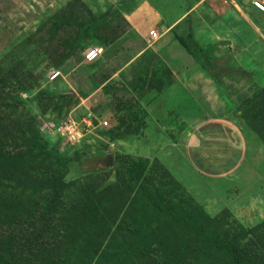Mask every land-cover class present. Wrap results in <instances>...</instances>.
Masks as SVG:
<instances>
[{
	"label": "trees",
	"instance_id": "16d2710c",
	"mask_svg": "<svg viewBox=\"0 0 264 264\" xmlns=\"http://www.w3.org/2000/svg\"><path fill=\"white\" fill-rule=\"evenodd\" d=\"M103 21L92 18L74 23L63 12L46 17L34 37L46 26L54 36L64 24L81 28L67 53L59 51L51 61L54 64H46L45 70H60L78 48L99 46ZM191 30L188 39L178 38V43L220 83L219 77L225 74L219 60L210 56L212 50L199 43ZM33 40L19 42L14 50H20L18 58L28 52ZM145 54L146 77L139 87L161 94L169 86L170 72L156 54ZM40 64L36 62L34 69L25 63L16 65L14 72L0 69V264H264V219L237 228L226 226L225 220L209 219L203 206L185 196L188 191L177 179L159 185L158 168L163 177H172L158 160L149 167L148 159L124 153L117 157L122 163L114 181L93 170L83 176L91 183L87 188H82L79 179L68 180L69 168L80 159L79 151L60 152V135L40 131L29 113L21 111L23 91L37 90L34 99L43 112V100L51 102L54 97L40 88L42 75L34 77ZM255 70L256 66L245 71L254 78ZM225 76L231 78V74ZM26 80L31 86L24 88ZM135 91L141 94L140 88ZM78 97L61 99L75 106ZM121 107L116 106L118 111ZM260 107L251 115L247 111L243 119L264 148V101ZM121 121L114 129L99 130L101 137L121 140ZM224 213L232 216L228 210Z\"/></svg>",
	"mask_w": 264,
	"mask_h": 264
},
{
	"label": "rangeland",
	"instance_id": "374dc122",
	"mask_svg": "<svg viewBox=\"0 0 264 264\" xmlns=\"http://www.w3.org/2000/svg\"><path fill=\"white\" fill-rule=\"evenodd\" d=\"M136 1L137 2L133 3L132 1L117 2L115 0H0V69L6 72H8V70L14 72V67L16 65L23 66L25 63L32 66L34 69L36 62L41 63L34 70V77L38 79L40 75H42L44 81L40 82V88L54 95V97L51 102L45 99L43 100L45 105L43 109L46 110V112H43L42 107H38L37 105L39 100L34 99L37 90L33 91L32 89L31 92L29 90L28 92L23 91L20 93V96L25 104H23L24 106L21 111L23 115L29 113L35 122L34 125L36 124L35 126H37L40 131L44 133L48 132V134L52 136L60 135V152H66L68 150L69 154H71V151H79L78 156L80 159L72 163V166L69 168L67 179H79L83 186L82 188H87L91 185L88 178H83L87 172L93 170L98 173L101 171L99 172V174L102 175L101 177L104 175L108 178L107 180L114 181L116 179L115 175L118 173V169L122 163V160L117 159L118 156L124 155L125 152L134 157L141 156L140 153H137V151L140 150V144L138 147H134L126 140L130 135L129 131H132V128H134L133 126L130 127L132 124L138 125V129H136L138 133L142 130L145 134L148 132V140L150 142L153 141L152 138H154V133L151 128L147 129L146 126V120L148 119L146 111L148 110H146L145 106H141L143 95L148 93L151 94L152 90L142 91L141 94L135 91L138 90L140 88L139 85L142 84V82H140L142 77L140 76L146 77V72L143 70L137 74L136 78H133L134 80H131L128 85H126L123 80H118L119 82L117 81V83L109 84V69L107 67L100 70L96 67H89V65L87 67L88 72L92 73L91 76L89 75V79L94 81L96 84L95 90L99 89L101 94L105 95V98L102 99L97 106L90 104L89 100L86 101L85 109L79 104L74 106L73 104L69 105L67 103V105L65 104L67 98L62 100V97L78 95L79 100L80 98L85 99L84 96L82 97V94H90L93 92L94 88L92 87L84 91L82 88H79L81 90H77L76 87L77 78L79 76L77 70L78 68L85 70V66L88 64L85 60V53L88 49L93 47L88 46L84 49L78 48V50L76 48L77 51L61 68H64L63 72L65 74H60V72H58L61 78L65 79L67 82L69 81V87L57 89L55 86H59V84L54 85L53 82L56 80L60 81L61 78L59 75L55 79L50 78L52 71L57 70L52 69V67L49 70H45V66L47 64L49 67V65L54 64L51 61L59 51H63L64 54L67 53L73 36H75L81 26L79 24L73 26L64 24L65 27H62L55 36L52 33V28L46 26L44 30L40 32L39 36L37 35L34 37L33 35L38 32V27L44 22L46 17L53 16L59 12H63L68 16L70 15V19L74 23L78 20L90 21L92 18H104L105 21L99 25L98 37L99 41H101L100 45L104 48H108L111 45L108 41L111 38L115 40L120 33L126 30L127 22L124 20L123 13L133 11L137 6L142 4L140 3L141 0ZM183 1L185 2L186 9L192 7V5L196 3L194 0H189V2H187V0ZM220 1L221 0L208 1L214 10L207 13L206 17L202 18V16L196 15L197 18H195L196 22L193 23V31H197V35H199V30L197 29V24L199 22L205 20L206 23L211 25H219L220 22L224 24L221 20L222 13L219 11L225 9V11L231 12L232 9H235L234 5H236L245 13L246 10H244V8L246 5L244 6L243 1L249 2V0L234 1L233 3L221 1L222 9L220 10ZM149 2L150 3L147 4H150L153 11L159 10L158 5H163L162 2L164 3L165 8L168 9L165 10L167 17V20L165 19L166 23H171L176 19L179 8L176 9V6L172 7L170 0H156L158 4L154 3L152 0ZM163 10L164 9H162V11ZM182 14H184V12H182L181 15ZM190 17L191 16L185 17L180 24L187 23ZM250 21L253 25L256 24L260 26L257 28L259 33L264 31V21L263 23H258L260 21L259 19L258 22H256V20H252L251 18ZM143 26H147V24L143 23ZM30 37L34 39V44L30 45L28 52L25 53L23 51L18 58L20 50L17 52H14V50L21 40ZM235 40L230 37L227 44L224 40L222 43L214 41L213 43L204 44V46L212 50L208 51L210 56L219 55L217 59L219 60L220 67L222 66V68H220L221 73L225 75L231 74L232 77L229 78V83L226 82L222 84L219 80L220 83H215L213 85L217 88L215 89L218 92L217 94H230L232 97H235L238 103L234 106V112L231 113L232 115H238L240 118H243V115L245 116L247 111L249 115L254 112L256 113L261 108L260 105L264 101V46L262 45L263 43H259L254 47L251 44L248 47L249 49L246 50L245 56H241L239 44L235 43L238 41V38L236 41ZM198 42L200 43V41ZM241 43L242 45L245 44L244 41ZM117 47L113 49V52L116 51ZM146 52L147 51H144L139 55V58L144 56L143 63H145V57L147 56V54H145ZM150 52L156 54L153 51ZM58 55L59 54H57V56ZM49 57H51V59H49ZM252 59L254 61H251ZM250 62H254V66L257 67V78L255 76L249 79V72L245 71L247 70V66H244L245 69L242 68V63L250 64ZM148 75L150 74L148 73ZM80 78L82 80H87L85 77ZM26 81L27 83L24 88L31 86L28 84V80ZM132 81L133 83H131ZM129 91L135 92V94H128ZM119 101L122 102L120 105ZM114 103L115 105H113ZM115 106H122L120 114L113 115V113H111ZM67 109L68 113L66 114ZM82 113H85L87 117H85L84 114L82 115ZM133 113H137L136 118L132 117ZM90 114H92V117H95V119L97 118L98 122L95 120L96 124L99 123V121L106 123L104 128H101L103 131L114 129L118 125L119 118L123 120L120 122L122 128L118 129V132H121L120 136L122 140L110 141L106 137H101L98 132L101 129L91 130L89 127H86L87 131H84L81 128L83 126L82 124H84H81L83 121L82 119H85L89 125H93ZM22 119H28V117H22ZM113 119L117 122L113 125L114 127L110 125L114 122L112 121ZM69 120L75 121L77 125L79 124L77 131L80 137L75 142L70 141L67 136L62 134V128ZM140 139L141 138H139L138 141ZM254 139L252 138L247 141L249 145L246 149L245 160L240 163L239 167H235L234 172L230 175L221 178H206L198 173L192 174L188 163L173 162V158L166 157V160L162 163L170 171L169 173H171L170 176L172 178L167 179V176L163 177L164 175L159 168L155 176L158 177L160 182L159 185L162 183L169 184L170 181L175 183L178 180L188 191L189 195L186 194L185 196H191L194 199V204L203 206L205 215L209 219L217 220V222L225 220L228 222L226 226H232L233 228L253 225L262 218L261 214L258 212L259 210L255 208V202L259 199L258 196L260 193L262 195L261 199L264 196V179L261 178V176H264V148L260 141L255 143ZM212 143H224V138L219 132L215 131ZM240 150L241 147L239 151L234 152L235 155L232 156V159L238 156ZM174 152L176 153L177 151ZM163 156L164 155H161V157ZM178 159L181 160V158ZM148 160L149 167H154L155 160ZM100 162H104L105 165L102 166ZM197 166L201 168V166ZM105 168L108 169L106 170L108 174L105 173ZM192 170L195 171L194 168H192ZM172 189L176 188L172 187ZM180 193L181 192L178 191L177 196H180ZM226 210L230 211L232 214L230 218L224 213ZM261 212L264 216V203Z\"/></svg>",
	"mask_w": 264,
	"mask_h": 264
},
{
	"label": "crops",
	"instance_id": "0c3cea01",
	"mask_svg": "<svg viewBox=\"0 0 264 264\" xmlns=\"http://www.w3.org/2000/svg\"><path fill=\"white\" fill-rule=\"evenodd\" d=\"M115 1L137 2L136 0ZM149 1L141 0V2L139 1L142 3L140 6H137L133 11L123 13L124 20L127 22L126 30L120 33L115 40H112L108 48L100 45L93 46L102 48L103 51L95 60L86 62L88 64H86L85 70L78 68L79 76L76 87L77 90H81L79 88H82L83 91L91 87L94 89L92 93L86 94L85 99L80 98L76 105L79 104L85 109L86 101L89 100L90 104L97 106L105 98V95L101 94L99 89L95 90L96 87L94 85L96 84L94 81L89 79V75H92L87 69L89 65V67H96L100 70L107 67L109 69V84L123 80L128 85L143 70L145 65L143 63L144 56L139 58V55L144 51H153L162 60L163 66L170 72V76L168 77L169 86L161 94H154V91H152L151 94H144L143 98L141 96V106H145L146 110H148L146 111L148 118L146 126L147 129L151 128L154 133L153 141L150 142L148 140V132L145 134L142 130L140 131V135L136 134L135 131L138 129V125L132 124L130 127L133 126L134 128H132V131H129L130 135L126 139L127 142H130L131 146L134 147H138L140 144V150L137 153H140L141 156L137 157L158 160L160 163L164 162L166 157L173 158V162L188 163L192 174L198 173L210 179L230 175L234 172V168L239 167L240 163L245 160L246 149L249 145L247 141L252 138L254 139V133L246 126L243 118H240L238 115H232L231 112H234V106L238 103L235 97H232L230 94H217L218 92L215 90L217 88L213 86L215 82L212 76L202 69L200 64L177 41L178 38L183 40L188 39L190 27L192 28V32L193 23L196 22V15L204 18L214 8L209 4V0H194L196 3L189 9L185 8L183 0H170L172 7L176 6V9L179 8V11L176 14L175 20L171 23H166L165 10L168 9L165 8L164 3L162 2L163 5H158L159 10L153 11L150 4H147L150 3ZM152 1L158 4L156 0ZM221 1L233 3L234 1L242 0ZM221 1L219 3L220 10L222 9ZM243 4L244 6L246 5L244 8L246 10L245 13L236 5H234L235 9H232L231 12L225 11V9L219 11L222 13L221 20L224 24L220 22L219 25H211L202 19L204 21L197 24L199 35H197V31H193L195 39L200 41L204 46V44L213 43L214 41L222 43L225 40L227 42L230 40V37L234 40L238 38V41L235 40V43L239 44L241 56H245V52L251 44L254 47L259 43H263L262 45L264 46L263 31L259 33L257 28L260 26L254 24L255 27L250 21V18L256 20V22L259 19L258 23H263L264 13H259L251 8L247 1H243ZM162 9L164 10L162 11ZM182 12L184 14L181 15ZM188 16L191 17L187 20V23L180 24ZM143 23H146L147 26H143ZM242 41L245 44L242 45ZM116 47V51L113 52V49ZM214 57H219V55ZM251 61L254 60L252 59ZM247 63H242V68L246 65L248 70L255 65L254 62ZM63 70L64 68L52 71V73L60 72V74H65ZM254 76L257 78L256 70ZM80 77H85L87 80H82ZM249 79H252V77H249ZM219 80L222 84L229 83V77L225 75H221ZM68 82L61 78L60 81L56 80L53 83L54 85L59 84V86H55L59 89L68 88ZM140 91L141 93L144 91L142 87H140ZM108 93L111 94L110 92ZM128 94H135V92L129 91ZM85 113H82V115L84 114L85 116ZM111 113L113 115L120 114L121 111H118V108L115 106ZM90 115V119H92V114ZM82 120L81 124L85 119ZM112 121L114 122L110 124L111 126L117 123L114 119ZM73 122L75 123V121ZM82 125L81 128L86 130V126ZM101 128L104 127L102 126V122L99 121L91 130ZM215 131L219 132L224 138V143H212ZM139 138H141L140 142L138 141ZM254 141L255 143L259 141L256 135ZM240 147V153L232 159V156L235 155L234 152L239 151ZM174 151L177 152L175 153ZM161 155L164 156L161 157ZM178 158H181V160ZM196 164L201 166V168ZM166 170L170 172L167 168ZM261 178L264 179V176H261ZM261 197L260 193L259 199L255 202V208L259 210L258 212L262 216L260 220L264 219L261 212L264 196L262 199Z\"/></svg>",
	"mask_w": 264,
	"mask_h": 264
},
{
	"label": "built area",
	"instance_id": "2783aa9c",
	"mask_svg": "<svg viewBox=\"0 0 264 264\" xmlns=\"http://www.w3.org/2000/svg\"><path fill=\"white\" fill-rule=\"evenodd\" d=\"M252 6L260 11V12H264V0H253L252 1ZM154 36V34H152ZM103 49L99 48V47H93L90 48L86 51L85 53V60L87 62H91L93 60H95L101 53H102ZM59 75L58 72H53L51 74V79L56 78ZM84 125L88 128L92 127L91 124L89 125V123H87L86 121L83 122ZM106 123L102 122V126H105ZM85 127V128H86ZM62 134L64 136H67L69 138L70 141H77V139L80 137V134L78 133V125L76 123H74L73 121H68L64 127L62 128ZM84 131H86L84 129ZM70 136V137H69Z\"/></svg>",
	"mask_w": 264,
	"mask_h": 264
},
{
	"label": "water",
	"instance_id": "95a60500",
	"mask_svg": "<svg viewBox=\"0 0 264 264\" xmlns=\"http://www.w3.org/2000/svg\"><path fill=\"white\" fill-rule=\"evenodd\" d=\"M252 1H253V0H249V2H248V1H247V2H248V4L250 5L251 8H253L254 10H256V9L252 6Z\"/></svg>",
	"mask_w": 264,
	"mask_h": 264
},
{
	"label": "clouds",
	"instance_id": "9594fccd",
	"mask_svg": "<svg viewBox=\"0 0 264 264\" xmlns=\"http://www.w3.org/2000/svg\"><path fill=\"white\" fill-rule=\"evenodd\" d=\"M257 12H259V13H264V12H260V11H258V10H256ZM92 119H93V117H92ZM91 119V120H92ZM94 126H95V124L93 123V125H92V127H90L89 129H91V128H94ZM104 127V126H103Z\"/></svg>",
	"mask_w": 264,
	"mask_h": 264
},
{
	"label": "bare ground",
	"instance_id": "6f19581e",
	"mask_svg": "<svg viewBox=\"0 0 264 264\" xmlns=\"http://www.w3.org/2000/svg\"><path fill=\"white\" fill-rule=\"evenodd\" d=\"M100 158V157H99Z\"/></svg>",
	"mask_w": 264,
	"mask_h": 264
}]
</instances>
